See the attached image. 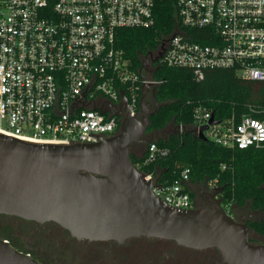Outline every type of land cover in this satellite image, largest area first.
<instances>
[{
  "label": "built area",
  "instance_id": "1",
  "mask_svg": "<svg viewBox=\"0 0 264 264\" xmlns=\"http://www.w3.org/2000/svg\"><path fill=\"white\" fill-rule=\"evenodd\" d=\"M158 1L0 0V132L62 144L114 134L117 116L97 107L110 100L115 109L135 115L145 85L162 81L153 75L158 65L188 68L196 79L207 69L231 68L242 78L264 81V0H174L177 22L155 49L157 63L130 68L116 45V30L154 27ZM187 29L207 42L193 40ZM210 114L195 108L196 132ZM203 133L224 147H264V118L245 114L237 123L217 122ZM145 152L147 163L169 149L150 141ZM189 172L184 167L153 192L177 209L190 208L184 185ZM207 182L218 186L217 178Z\"/></svg>",
  "mask_w": 264,
  "mask_h": 264
},
{
  "label": "water",
  "instance_id": "2",
  "mask_svg": "<svg viewBox=\"0 0 264 264\" xmlns=\"http://www.w3.org/2000/svg\"><path fill=\"white\" fill-rule=\"evenodd\" d=\"M156 89L145 85L135 115L124 107L115 109L110 100L107 107L98 106L101 112L122 114V119L114 134L97 135L95 141L43 143L0 132V214L52 221L77 238L159 237L197 249L215 247L228 264H264V242L249 240L247 220L233 218L222 207V197L217 205L177 209L153 192L159 176L146 178L132 163L131 146L169 133L166 127L146 132L149 114L162 105L155 99ZM121 99L126 102L123 91ZM215 123L211 113L197 128L198 136L207 139L203 130ZM0 264L47 263L0 238Z\"/></svg>",
  "mask_w": 264,
  "mask_h": 264
},
{
  "label": "trees",
  "instance_id": "3",
  "mask_svg": "<svg viewBox=\"0 0 264 264\" xmlns=\"http://www.w3.org/2000/svg\"><path fill=\"white\" fill-rule=\"evenodd\" d=\"M155 19L151 28L116 30V45L132 69L137 70L142 57L155 50L162 36L174 28L177 22L174 0L158 1ZM193 31L187 29L193 40L207 42L193 35ZM153 75L162 80L155 91V99L162 105L149 114L146 132L160 131L170 123L184 128L167 138L154 140L169 149L165 157L145 163V151L140 156L130 153L132 163L153 178L159 176L158 182L162 184L171 182L184 167L190 169L191 182L217 178L225 205L247 206L249 211L261 214L260 218H249L247 224L264 238V147H224L188 129L194 124L196 107L210 110L220 123H237L245 114L264 118V81L242 78L231 68L207 69L202 79H196L188 68L158 65Z\"/></svg>",
  "mask_w": 264,
  "mask_h": 264
},
{
  "label": "flooded vegetation",
  "instance_id": "4",
  "mask_svg": "<svg viewBox=\"0 0 264 264\" xmlns=\"http://www.w3.org/2000/svg\"><path fill=\"white\" fill-rule=\"evenodd\" d=\"M163 43L164 41L161 42V44ZM157 58L158 54L152 50L142 57V61L149 67L157 63ZM154 109L155 104L151 98L148 110L152 112ZM117 119L121 121L122 114L118 115ZM145 146V142H140L131 147L143 150ZM218 190V186L211 187L207 181L195 185L192 190L191 207L217 205V199L221 198V191ZM221 205L236 220H240L242 217L248 220L251 215H255L251 211L237 213L228 210L223 201ZM19 219L31 226V233L38 231L41 233V230L47 225L51 226V229H56L59 232L57 239L63 243V254L70 256L71 264H228L221 260V255L215 247L197 249L177 244L173 239L135 235L128 236L121 241L88 240L72 236L68 230L52 221L37 223L34 220L20 217ZM251 234L250 232L249 240ZM251 242L262 243L264 240H251Z\"/></svg>",
  "mask_w": 264,
  "mask_h": 264
},
{
  "label": "rangeland",
  "instance_id": "5",
  "mask_svg": "<svg viewBox=\"0 0 264 264\" xmlns=\"http://www.w3.org/2000/svg\"><path fill=\"white\" fill-rule=\"evenodd\" d=\"M231 211L247 212L248 207L238 208L235 205H225ZM261 214L255 213L250 218H260ZM30 225H26L19 217L0 214V238L7 239L15 248L30 253L40 261L47 264H71L69 255L63 253V243L57 239L58 231L45 226L41 233L30 232ZM252 240H264L263 237L251 234Z\"/></svg>",
  "mask_w": 264,
  "mask_h": 264
},
{
  "label": "crops",
  "instance_id": "6",
  "mask_svg": "<svg viewBox=\"0 0 264 264\" xmlns=\"http://www.w3.org/2000/svg\"><path fill=\"white\" fill-rule=\"evenodd\" d=\"M151 98H152L151 97V93H148L147 96H146V99L149 101V100H151ZM91 106H93V105H91ZM183 128L184 127L182 125H175L174 126L173 124L170 123V124H168L166 126V129H168L169 133L167 135L165 134V136H163L164 134H160V136H163L164 138H167L170 133H176L178 131H181ZM188 129L195 131L196 130L195 124H192ZM154 140H152V141H154ZM145 149H146V146H145ZM145 149L144 150H138L136 147H132L131 148V153L134 154V155H136V156H140L145 151ZM201 182H199V181L191 182L189 180V181L185 182L184 185L189 189L190 193L193 194L192 190H193L194 186L200 184ZM251 233H253L254 235H257L253 231H251Z\"/></svg>",
  "mask_w": 264,
  "mask_h": 264
}]
</instances>
